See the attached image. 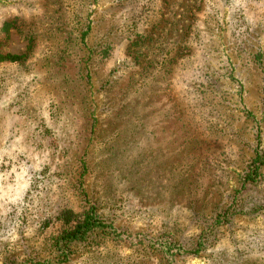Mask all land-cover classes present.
Returning <instances> with one entry per match:
<instances>
[{
    "label": "rangeland",
    "instance_id": "374dc122",
    "mask_svg": "<svg viewBox=\"0 0 264 264\" xmlns=\"http://www.w3.org/2000/svg\"><path fill=\"white\" fill-rule=\"evenodd\" d=\"M6 53L28 55L0 61V264L45 255L61 222H41L85 193L196 249L173 264H264V180L240 178L264 147V0H0ZM139 241L63 264H165Z\"/></svg>",
    "mask_w": 264,
    "mask_h": 264
},
{
    "label": "trees",
    "instance_id": "16d2710c",
    "mask_svg": "<svg viewBox=\"0 0 264 264\" xmlns=\"http://www.w3.org/2000/svg\"><path fill=\"white\" fill-rule=\"evenodd\" d=\"M17 24V18L10 19L4 23V29L8 31L12 26ZM142 37L137 36L132 44H139ZM33 46L29 45L28 51H31ZM29 53V52H28ZM28 53L24 54H0V61H8L10 63H17L23 61ZM260 129H258L257 143L254 149L253 157L248 161L247 167L241 174V188L255 186L263 182L264 172V147L259 143ZM240 192V191H239ZM238 192V193H239ZM85 193L84 205L80 211L74 208L64 207L51 219L43 220L41 223L42 229L45 230L54 221L61 222V229L57 234L47 237L44 241L42 250L45 255L39 252L36 255H31L24 261H17L13 259L11 264H63L70 260L71 256L80 248H84L98 239L106 238L113 240H127L135 242L140 240L139 244L144 246V250H150L152 253L161 254V258L165 264H173L176 257H182L189 253L195 252V248H191L184 244L181 240L174 238L172 235H151L146 232H136L132 234L126 230L117 227L114 222L107 220L100 215L94 203L87 200ZM237 197H232L230 205L213 217V228H216L224 220L229 221L235 213L242 212L239 207ZM16 258V257H14Z\"/></svg>",
    "mask_w": 264,
    "mask_h": 264
}]
</instances>
